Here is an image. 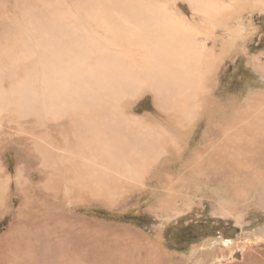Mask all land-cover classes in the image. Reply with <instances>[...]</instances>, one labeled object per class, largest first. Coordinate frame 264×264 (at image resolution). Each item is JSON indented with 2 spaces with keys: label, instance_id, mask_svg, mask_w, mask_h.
I'll list each match as a JSON object with an SVG mask.
<instances>
[{
  "label": "bare ground",
  "instance_id": "obj_1",
  "mask_svg": "<svg viewBox=\"0 0 264 264\" xmlns=\"http://www.w3.org/2000/svg\"><path fill=\"white\" fill-rule=\"evenodd\" d=\"M71 1L74 11L53 1L52 20L26 21L25 32L8 31L16 37L0 46V149L10 139L8 151L15 146L20 157L14 162L22 166L12 181L0 169V206L13 186L29 218L54 207H69L71 214L84 204L113 207L136 193L169 211L178 187L199 194L234 181L235 188L238 180L264 184L263 87L244 96L216 89L222 58L244 43L238 40L242 10L264 8V0H190L206 21L222 22L228 39L200 38L194 23L166 1ZM258 57L246 65L263 83ZM145 94L157 116L133 108ZM34 170L42 181L31 186ZM57 216L58 225L48 230L71 234L61 242L46 238L43 253L73 254L75 225L67 229V215ZM236 233L223 240L233 242L228 238ZM133 241L128 249L136 251ZM145 244L139 245L138 263L176 264L159 240Z\"/></svg>",
  "mask_w": 264,
  "mask_h": 264
},
{
  "label": "rangeland",
  "instance_id": "obj_2",
  "mask_svg": "<svg viewBox=\"0 0 264 264\" xmlns=\"http://www.w3.org/2000/svg\"><path fill=\"white\" fill-rule=\"evenodd\" d=\"M53 1H61L64 6L66 5V9L74 11L71 0ZM53 1L0 0V46L5 42L10 44V39L18 36L22 30L25 32L26 21L40 20V23L45 24L52 20V9L55 6ZM160 1H166L169 9L179 11L188 21L194 23L195 29L200 31V38L205 39L207 36H215L217 39L229 38L228 29L222 25L221 21L213 20L212 23L206 21L192 7L190 0ZM213 1L218 4L221 2ZM44 2H46V6L43 5ZM224 2L227 3V0ZM255 8L242 10L240 26L243 28V33L238 40L240 39L244 43L242 46H238V49L233 48V53L223 57L220 63L216 89L223 96L240 94L244 96L246 93L261 90V87L264 90V81L261 82V75L246 65V60L250 57L259 56L258 60L264 62V8ZM221 13L224 14L223 10ZM222 19L223 17L220 20ZM229 22L232 27H240ZM34 29L37 30L35 25ZM8 31L16 36H7ZM206 43L210 46V39L206 40ZM218 49V44H215L214 51L217 52ZM10 50H15L14 43ZM15 74L17 77L20 76L19 73ZM150 96V94H145L139 102L134 104L133 108L135 110L138 108L140 112L144 109L157 116L159 109L154 107ZM2 134L3 132H0L3 137ZM195 137L194 140L198 143L199 137L197 135ZM16 139L14 140L16 141ZM7 140L9 141L2 147L4 150L0 149V169L12 181L16 178L17 169H22V166L14 162V157L17 160V157L20 156L16 153L18 150L14 148L15 146L13 149L16 152L8 151L11 142L10 139ZM16 143L17 141L15 145ZM39 175V172L33 171L31 179L34 181H30L31 186L34 182L42 181L39 179ZM234 182L231 186L219 187L218 185L199 194L178 187L176 188L179 190V193L177 191L178 198L175 199V205L169 211L161 210L155 204L152 205V201L146 200L145 197L138 200L139 196L136 193L126 203L113 207H101L96 203L88 204V206L84 204L82 207L87 208L79 211L77 209L80 205L76 206L77 208L72 210V214L66 212L71 211L69 207L64 206V209L54 207L31 212L30 218L26 216L27 212L20 210L22 199L20 192L11 186L5 191V201L3 206H0V264H44V261H49L50 264H133V262L141 264V262L138 263L139 258H137L140 255L138 248L140 244L143 247L146 246V240L154 242L159 240L160 246L176 264H264V184L250 187L238 180L237 185L233 188ZM23 187H26L25 184ZM234 192H240V194L235 195ZM185 193L187 197H185ZM20 211L25 213L26 220L22 219L24 216ZM59 211L63 216L67 215L68 217L64 218L65 222H63V225L68 224L67 229L72 224L75 225V234L78 240L72 241L75 245L71 243L72 248H75L71 249L74 250L73 254L45 255L43 250L46 247L44 242L46 238H50L51 241L58 237V241L61 242L60 239L66 241V238L71 234L70 229L66 230L63 235H60L62 233L60 230L58 233L56 231L51 233L53 228L58 225ZM234 226L239 229L238 233L233 238H228L233 242L227 243L223 240L225 231ZM96 227H100L101 231ZM104 229L105 231H103ZM102 235L105 239H102L104 238ZM133 239L135 240L133 241ZM132 241L136 244V251L128 249V244H131ZM105 243L110 245H105ZM49 256L52 258H48Z\"/></svg>",
  "mask_w": 264,
  "mask_h": 264
},
{
  "label": "water",
  "instance_id": "obj_3",
  "mask_svg": "<svg viewBox=\"0 0 264 264\" xmlns=\"http://www.w3.org/2000/svg\"><path fill=\"white\" fill-rule=\"evenodd\" d=\"M237 232L236 227H230L226 230V233L224 234L225 237L232 236L234 233Z\"/></svg>",
  "mask_w": 264,
  "mask_h": 264
},
{
  "label": "trees",
  "instance_id": "obj_4",
  "mask_svg": "<svg viewBox=\"0 0 264 264\" xmlns=\"http://www.w3.org/2000/svg\"><path fill=\"white\" fill-rule=\"evenodd\" d=\"M140 225H142V224H140Z\"/></svg>",
  "mask_w": 264,
  "mask_h": 264
}]
</instances>
